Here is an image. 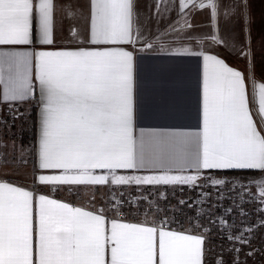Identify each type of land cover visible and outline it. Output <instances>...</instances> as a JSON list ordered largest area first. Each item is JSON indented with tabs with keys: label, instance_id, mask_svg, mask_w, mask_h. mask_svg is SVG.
I'll use <instances>...</instances> for the list:
<instances>
[{
	"label": "snow or ice",
	"instance_id": "snow-or-ice-1",
	"mask_svg": "<svg viewBox=\"0 0 264 264\" xmlns=\"http://www.w3.org/2000/svg\"><path fill=\"white\" fill-rule=\"evenodd\" d=\"M152 7L159 15L160 3ZM55 9L54 0H0V110L12 122L36 113L30 182L0 174V264H204L205 235L171 228L176 214L194 213L198 230L218 224L223 234L234 212L248 215L245 197L264 205V65L251 50L252 0H179L176 26L154 37L136 0H89L88 28H70L64 44ZM194 9L208 13L210 33L183 31ZM168 32L175 35L162 40ZM146 54L196 61L194 124L143 126L193 107L178 87L143 90ZM52 185L76 196L95 190L88 207L74 206L46 191ZM257 227L264 219L245 231ZM231 250L235 259L216 264H239L240 249Z\"/></svg>",
	"mask_w": 264,
	"mask_h": 264
},
{
	"label": "crops",
	"instance_id": "crops-1",
	"mask_svg": "<svg viewBox=\"0 0 264 264\" xmlns=\"http://www.w3.org/2000/svg\"><path fill=\"white\" fill-rule=\"evenodd\" d=\"M56 4V9L54 13V31L57 37L58 44L67 43L69 38V29L74 28L79 32H84L89 26V0H54ZM139 11V23L144 28L145 34L149 37H154L158 33H161L167 27L174 24L175 21L180 19V9L179 0H136ZM160 3V13L157 15L155 8L152 7L150 10L149 6H154ZM72 5V11L74 14L70 17L68 15L69 9L66 5ZM253 14L255 21L252 25L251 33V50L255 61L257 63L258 69L261 65H264V40L258 39L259 35H264V0H252ZM166 6L169 10H166ZM189 21L192 28L184 29V32L195 31L197 33H210V22L208 13L199 9H194L189 12ZM162 16H173L170 24L166 25L163 21L160 24L159 20L155 17ZM165 22V23H164ZM165 26V27H163ZM259 33V35L255 34ZM262 33V34H261ZM174 33L168 32L167 35L161 37L162 40H170ZM226 58L230 63H235L239 67H243V61L238 60L236 57L232 56L230 53H225ZM141 67L143 71V83L142 88L145 92H150L155 88L162 86H173L182 89L193 101V107L191 112L186 113L184 116L169 120V121H154L151 119H145L142 121L143 126L153 127L161 126L163 124H176V125H188L195 123L194 117V100H195V78H196V61L193 59H177V60H167V59H153L151 54H146L145 58L141 60ZM260 75L258 71V76ZM251 91V87H250ZM0 94H2V89H0ZM3 107V106H2ZM23 111L24 109L21 108ZM253 119L259 120V115L256 110V105H252ZM4 158V157H3ZM2 158V159H3ZM33 164L30 165L26 171H22L20 167L16 165H0V174L7 173V178L9 180H16L21 183L25 179L30 182V174ZM0 178H3L0 175ZM46 191L53 192L55 194L54 198L62 199L65 202L73 203L74 206H86L88 207L89 198L83 196H76L70 194L64 187H60L57 190L55 185L49 186ZM100 200H97V205H99ZM176 231H187L190 234H203L206 239L204 242V264H207V251L210 244L208 234L196 231H190L186 229H177L171 227ZM257 231H255L256 233ZM249 233L250 237L248 243H243V239L237 240L243 245L247 252H251L253 247H255V253L252 254L253 260L257 264L259 253L261 249L264 251V244L260 245V241L264 240V234L262 232ZM255 234V235H254ZM250 255V254H249ZM255 257V259H254ZM248 258V255H247Z\"/></svg>",
	"mask_w": 264,
	"mask_h": 264
},
{
	"label": "rangeland",
	"instance_id": "rangeland-1",
	"mask_svg": "<svg viewBox=\"0 0 264 264\" xmlns=\"http://www.w3.org/2000/svg\"><path fill=\"white\" fill-rule=\"evenodd\" d=\"M189 16V15H188ZM173 16H162V17H155L156 20L160 21V24L163 23V21L166 22L165 26L170 24L171 20L173 19ZM164 22V23H165ZM163 26V27H165ZM168 30H163L161 33H164ZM259 35V33H255ZM262 34V33H261ZM262 36L259 35L258 39H262ZM238 39H243V34H241ZM2 107V106H1ZM3 108V107H2ZM21 110V109H20ZM23 111V110H21ZM9 114L6 110L0 111V116ZM21 117L16 119L15 122L9 121L10 126L5 127L1 124L0 126V151L2 153V158L7 157L9 160H11L13 157L16 158L15 163H9L10 165H16L17 167H20L21 172L26 171L27 168L33 164L32 162V155L27 149H29L31 146L21 139V133L23 129V124L21 123ZM21 157H23V160L27 161V163L21 162ZM1 158V159H2ZM95 190V188H88L85 191L84 195H81L83 197H88V192H91ZM119 190V189H118ZM126 191H132V188H128ZM253 191H255V188H253ZM102 194L106 196V189L103 187H100V189L96 192V202L97 200L102 199ZM185 196L191 195V193L185 192ZM176 198H173L171 194H169V199L172 201L173 204H175V199L181 198V193L179 191H176L175 194ZM238 199V198H237ZM250 198L245 197V203L243 204V207L245 211L248 213L246 216H241L239 212H234L232 214V218L229 220V224L233 225L230 229H225L224 233L222 234L220 231L216 233L215 230H213L211 233H205L208 234L210 244L207 251V264H216V261L218 258H223L226 261H231L236 258L237 253L235 251H232L233 248H239V264H252L256 261L250 257L252 254L255 253V247L251 250V252H247L245 247L241 245V243L237 240H229L227 239V233L230 231L233 236L239 235L242 233V238L247 237L249 232L245 231L246 228L256 225L258 223V220L264 219V214L261 213L260 209L264 208V205L259 204L258 201L252 200L251 202H248ZM226 203V202H225ZM190 229L198 230L195 226H187ZM219 228V225H218ZM203 231V230H202ZM257 232H262L264 234V227H257L251 232L252 234ZM257 232L255 234H257ZM254 234V235H255ZM249 237V236H248ZM260 245L264 244V240L260 241ZM261 253H259V257L257 264H264V251L261 249ZM250 254V255H249ZM248 255V258H247ZM255 259V257H254Z\"/></svg>",
	"mask_w": 264,
	"mask_h": 264
},
{
	"label": "trees",
	"instance_id": "trees-1",
	"mask_svg": "<svg viewBox=\"0 0 264 264\" xmlns=\"http://www.w3.org/2000/svg\"><path fill=\"white\" fill-rule=\"evenodd\" d=\"M2 118L7 119L8 121H12L11 116L9 114L3 115ZM21 120H22L21 123L23 124L21 139L24 140L25 142L27 141L29 146H31L34 143L35 135H36V113L31 108H29L28 112H26L21 117ZM12 124H13V122H12ZM0 126H1V124H0ZM32 162H33V158H32ZM233 174L234 175H241V173H233ZM225 202H226L225 204L230 203L229 201H225ZM175 203H176V199H175ZM216 211L219 213L222 210L217 209ZM194 215H195L194 213H188L187 215L176 214V217H175L176 222L172 223L170 225V227H175L177 229L189 230V228L187 226H194V223H195L194 221L189 220V216H194ZM231 218H232V216L228 217V220H230ZM205 222L206 221H202V223H205ZM213 230H215L216 233L220 234L219 230H218V224L216 226H213ZM190 231H196V232L204 233L202 231V229H200V230L190 229Z\"/></svg>",
	"mask_w": 264,
	"mask_h": 264
},
{
	"label": "built area",
	"instance_id": "built-area-1",
	"mask_svg": "<svg viewBox=\"0 0 264 264\" xmlns=\"http://www.w3.org/2000/svg\"><path fill=\"white\" fill-rule=\"evenodd\" d=\"M0 109H2V107L0 106ZM1 111V110H0ZM6 115V114H5ZM3 116V115H2ZM2 116H0V118H2ZM2 158V153L0 151V159ZM127 207V206H126Z\"/></svg>",
	"mask_w": 264,
	"mask_h": 264
}]
</instances>
